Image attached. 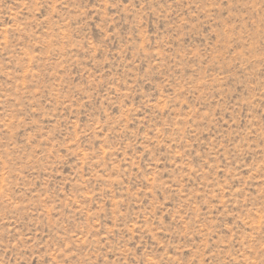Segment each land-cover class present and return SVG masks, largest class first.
Returning a JSON list of instances; mask_svg holds the SVG:
<instances>
[{"label":"rangeland","instance_id":"1","mask_svg":"<svg viewBox=\"0 0 264 264\" xmlns=\"http://www.w3.org/2000/svg\"><path fill=\"white\" fill-rule=\"evenodd\" d=\"M0 264H264V0H0Z\"/></svg>","mask_w":264,"mask_h":264}]
</instances>
